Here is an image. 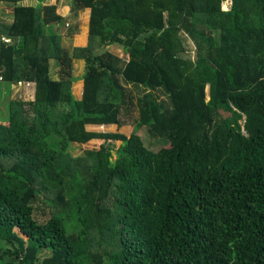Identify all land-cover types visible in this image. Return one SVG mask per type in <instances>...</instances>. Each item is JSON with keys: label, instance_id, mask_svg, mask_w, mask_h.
<instances>
[{"label": "trees", "instance_id": "1", "mask_svg": "<svg viewBox=\"0 0 264 264\" xmlns=\"http://www.w3.org/2000/svg\"><path fill=\"white\" fill-rule=\"evenodd\" d=\"M0 2V264H264V0H68L71 56L56 3Z\"/></svg>", "mask_w": 264, "mask_h": 264}, {"label": "rangeland", "instance_id": "2", "mask_svg": "<svg viewBox=\"0 0 264 264\" xmlns=\"http://www.w3.org/2000/svg\"><path fill=\"white\" fill-rule=\"evenodd\" d=\"M50 3H56V12L63 16V24H61L57 31L59 34V43L61 48L71 56V51L74 46L84 45L86 43V32H87V19H88V8L82 10H77L75 14L70 11V6L68 0H49ZM36 3V2H35ZM10 5L6 2H0V21L9 20L10 18ZM1 40H5L4 36H0ZM180 39L185 46L189 56L192 57L193 46L190 43L189 39L185 36L184 33L180 34ZM104 50L111 52L115 56L124 57L127 59L128 54H125L120 48V45L117 43H109L97 52L98 54L102 53ZM189 57V58H190ZM71 74L76 79L71 83V89L76 98H80L83 89V79L80 77L84 72V61L82 59L71 58ZM49 73L52 78H56L58 67L55 66L53 60H49ZM6 86L4 83L0 82V122L6 123V101L17 100V101H29L32 100V84L24 85L23 82L17 86L11 84L9 86V91L4 93ZM137 92V91H136ZM68 107V105H66ZM136 110L125 114L120 112L119 118L123 120V123L117 126L115 123L99 124L90 126V128L104 129V130H119L123 131L126 134H129L133 124L131 123V118L135 116ZM132 114L131 118L126 120L125 118ZM143 136V135H142ZM145 138V136H144ZM49 140V139H48ZM148 140V141H146ZM50 141V140H49ZM145 141L149 146L157 147L155 142H149V139L145 138ZM100 143V140H92L86 144L71 143L68 147V153L71 157L83 156L85 147L91 148L95 147ZM113 157V156H112Z\"/></svg>", "mask_w": 264, "mask_h": 264}, {"label": "built area", "instance_id": "3", "mask_svg": "<svg viewBox=\"0 0 264 264\" xmlns=\"http://www.w3.org/2000/svg\"><path fill=\"white\" fill-rule=\"evenodd\" d=\"M0 79H1V77H0ZM21 83H22V82H17L16 85L19 86ZM23 84H24V85H28L29 83H26V82H25V83H23Z\"/></svg>", "mask_w": 264, "mask_h": 264}, {"label": "crops", "instance_id": "4", "mask_svg": "<svg viewBox=\"0 0 264 264\" xmlns=\"http://www.w3.org/2000/svg\"><path fill=\"white\" fill-rule=\"evenodd\" d=\"M80 46H83V45H80ZM74 59V58H73ZM32 94H33V91H32Z\"/></svg>", "mask_w": 264, "mask_h": 264}]
</instances>
